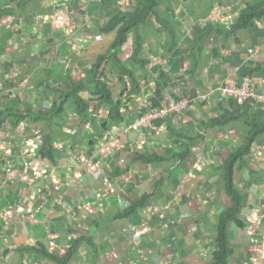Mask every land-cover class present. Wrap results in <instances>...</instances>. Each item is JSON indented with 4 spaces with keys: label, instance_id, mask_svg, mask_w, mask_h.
<instances>
[{
    "label": "crops",
    "instance_id": "0c3cea01",
    "mask_svg": "<svg viewBox=\"0 0 264 264\" xmlns=\"http://www.w3.org/2000/svg\"><path fill=\"white\" fill-rule=\"evenodd\" d=\"M158 1L155 13L133 25L125 41L113 46L123 20L120 15L135 12L147 0H0V264H52L29 248L44 247L63 255L77 237L82 243L71 264H133L134 253L140 251L145 264H166L168 259H159L166 251L149 249L158 239H176L180 255V246L193 250L205 233L194 223L197 209L189 201L191 191L174 208V216L180 219L175 225L156 224L169 214L159 199L174 195L167 183L170 177L177 183L182 179L180 184L185 180L183 171L191 169L187 158H195L196 164L204 159L212 172L219 173L228 151L243 143L246 130L241 121L225 126L210 123L227 107L221 87L237 75L238 68V75L251 77L257 94L263 96L249 106L264 117V17L233 29L241 9L256 0ZM107 25L113 27L105 33ZM96 33L102 39L95 40ZM249 47L257 48L260 55L246 62ZM107 53L129 70L122 74L108 59L100 64L119 103V122L111 121L109 107L99 96L89 94L85 95L90 102L85 121L69 101L45 119L25 117L27 110L47 113L56 97L53 89L67 90L72 80L89 77L95 61ZM244 68L251 70L249 75ZM183 96L190 99L181 114L154 121L149 129H126L147 109ZM255 142L264 152V133L255 139L252 151ZM43 147L54 160L40 154ZM184 150L189 153L180 163ZM208 151H223V156L213 161ZM155 154L169 160L145 163L139 159ZM251 160L237 166L234 180L243 189L242 218L250 205L249 214L261 231L264 187L258 192L255 188L264 183V169L255 160L252 166ZM153 171L157 175L151 176ZM251 172L256 174L253 182ZM154 183L158 185L152 187ZM201 183L198 176L193 190L209 210L217 213L229 205L224 188L228 201H217L213 194L217 182L209 184L208 190H199ZM244 183H249L246 193ZM142 193L152 194L149 206L156 207L150 215L148 207L144 215L140 209L126 210H132ZM156 210L160 216L153 214ZM215 222L216 218L210 228ZM142 224L146 233L156 229L154 240H141L137 233ZM229 228L234 249L233 229L245 227ZM260 235L259 240L248 241V248L256 247L255 254L242 264H264V232Z\"/></svg>",
    "mask_w": 264,
    "mask_h": 264
},
{
    "label": "trees",
    "instance_id": "16d2710c",
    "mask_svg": "<svg viewBox=\"0 0 264 264\" xmlns=\"http://www.w3.org/2000/svg\"><path fill=\"white\" fill-rule=\"evenodd\" d=\"M158 4V0H147L146 5L139 7L135 12H127L123 15H120L123 20L121 25L117 29V33L114 39L115 43L113 46L121 45L125 41L126 34L130 30V28L136 23L144 22L146 17L151 13L154 14ZM262 17H264V0H256L250 2L243 9H241L236 23L233 24L232 28L241 29L244 27H248L253 23L254 19H260ZM112 27L113 26L107 25L105 28H103V32L107 33L109 30H111ZM106 59L110 60V62L112 61L113 63H115L118 68L121 69L120 72L122 74L129 73L128 68H126L122 64V62H120V60L114 56V54L107 53L106 55H102L95 61L94 70L89 77L76 81L72 80L67 90H60V88L53 89L56 97L52 103L50 110H47V113H34L30 110H27L23 112L25 117L28 116L32 121L33 119H45L48 114L56 113L64 109V103L69 101L75 107V111L81 116V121H85L88 119L90 113V102L85 98V95L89 94L93 96H99V98L104 101V104L109 107V116L111 121L119 122L121 119V115L118 110L119 103L114 101L112 91L108 86L105 71H100L102 70L100 64L103 60ZM250 71L251 70H248L247 68L243 69L244 74L249 75ZM249 105L250 103L248 102L243 105H238L234 99L229 98L227 100V107H223L219 115L210 121V123L212 124H219L221 126H225L234 121H241L240 123L243 124V128L246 130V137L241 145L228 151L225 158L222 159L223 162L219 165V175H221L220 180L222 181L223 188L230 198V203L229 205H223L221 209L216 213V222L211 234V257L208 260V264H230V256L233 253V249L230 243L231 230L229 227H245L241 210L243 206L244 195L242 194L243 189L236 185L234 180L236 169L239 164H248L251 155L250 153L252 152V144L257 137H260L264 133V117L256 113L254 109ZM9 110L10 109L7 108L5 112L7 113ZM1 112L3 111H0V113ZM18 113L19 112H17V114ZM47 139L49 140L48 137ZM44 149L45 147L40 150V154L45 158L54 160L52 152H50L52 154L50 155L48 150L45 151ZM188 153L189 150H184L179 154L180 163L185 159V156ZM139 159L140 161H143L145 163H151V161L163 162L169 160L156 154L151 156L148 155L145 157L143 156L142 158L139 157ZM128 169L129 167L126 170ZM126 170H121L120 173H123ZM254 175L255 174L251 172L250 182H253L255 180ZM180 181L181 180H179L178 183ZM248 184L249 183H244V186L242 188L248 190ZM157 185L158 183H154L152 187H156ZM154 191L155 190L151 191V193H153ZM151 193H142L137 202L133 204L132 210H126L133 211L134 209L143 210L144 208H146L145 203L147 200H149V197L152 195ZM129 211H127V213H129ZM73 242L74 243L72 244V247L63 255H55L54 253L49 252L44 247H30L29 249H31L32 251L34 250L33 252L40 253L41 257L52 261V264H71L70 262L72 261V259L77 256L78 245L82 243V238L77 237ZM181 243H183L182 240L179 244L181 245ZM180 248V252L182 251L183 253H180L179 259L181 261L179 260L178 262L182 263V257H184L189 251L185 250L181 246Z\"/></svg>",
    "mask_w": 264,
    "mask_h": 264
},
{
    "label": "rangeland",
    "instance_id": "374dc122",
    "mask_svg": "<svg viewBox=\"0 0 264 264\" xmlns=\"http://www.w3.org/2000/svg\"><path fill=\"white\" fill-rule=\"evenodd\" d=\"M255 143L256 144L253 146V151L250 155V159H254L257 163H259V165H258L259 168L264 169V152H263L261 146L259 145L260 143H258V142H255ZM225 147H227V146H225ZM205 153L211 154L213 161L221 159V158H218V155H220L221 157L223 156L220 152L208 151ZM262 154H263V156H262ZM255 157H256V159H255ZM187 160L189 162L188 167H190L191 169L186 174L183 171L184 176H186L185 180H183V182L180 184V183H177L176 181L172 182V180L174 178L170 177L169 180L167 181V183L169 184V187L174 188L173 189L174 195L169 197L166 194H164L162 196V199H159V200L164 201V203L161 204V202H160V204L163 205L164 207L165 206L167 207L166 210L169 214L166 216V218L162 217L165 222L161 220V221H158L156 224L157 225L158 224H162V225L165 224L166 227H167V223H171V225H175V222L177 220H180V219L177 216H174V213H175L174 208H176L177 207L176 205L179 204L181 196H185V195H187L188 192L191 191L189 201L192 204L194 203L195 204L194 207L197 209L193 213L194 214L193 220L195 219L194 220L195 224L197 223V224H199L200 227L204 228L205 233L203 234V236H201V238L197 242L198 244L194 246L193 250L187 246H185V248L182 246L185 250H187V249H188V251L190 250V253H188L184 257H182V261H183L182 263L178 262L180 260L179 259L180 255H179V250H178L176 243H175L176 239L175 240L167 239L166 241H163V242H161V240L158 239L159 241L155 242V244H154L155 246H153L152 248H149V249H151L152 253H154V252L155 253H157V252L164 253L166 251V253H165L166 256L162 255L159 257V259L161 261L162 260L165 261L168 259V262L166 264H173V262H174V264H208V262H209L208 260L211 257V249H212L211 234L213 232L214 226L212 228H210V226L213 224V220L216 218V216H215L216 210H213V211L211 209L209 210L206 207L207 204L205 203V200H203L200 196L197 195L196 190H193V187L195 186V185H193L194 180L198 176H200L203 179L204 183H201V187H203V189H199V190H206V189L208 190L209 184L214 183V181H215V183L217 182L216 184H219V186H216V184H215L214 188H216V193H213L214 195H216L217 201H219V200L221 202L228 201V197L223 192V188H222V185L220 182L221 180L219 177V173L217 171L212 172L211 166L207 165L206 161L204 159H201V161L203 160L204 162H199L198 164H196L195 158H192V159L187 158ZM208 160H210V159H208ZM254 160H251L252 166H254V164H253ZM169 165H170V162H169ZM183 167H185V165H183ZM184 169H186V168H184ZM239 169H241V168H239ZM180 171H181V169H180ZM151 174H152L151 176H153V175L155 176V175H157V172L153 171V172H151ZM159 174H161V173H159ZM239 174H241V173H238L237 176H239ZM242 175H243V172H242ZM254 176H256V174ZM173 177H175V176H173ZM183 185H187V187H184ZM106 187H107V185H106ZM262 187H264V183L260 184L259 186L256 185L255 189L258 192V190H260V188H262ZM148 190H150V189H148ZM193 191L195 194L193 193ZM246 191L247 190H245V193H246ZM214 195L212 198H214ZM195 196H197V197H195ZM150 202H151V200H147L145 203V207H149V209H148L149 215L152 213L153 208L156 207L154 205L149 206ZM198 206H200V208H204V209H202L201 212H199L200 209H198ZM249 207L250 208L247 207L245 210L246 212L243 213V218H244V220H246L245 223L247 224L244 228L245 230L244 229L243 230L233 229L236 232V237L233 239V242H232L234 244V249H233V254L230 256V264H240V263L242 264L243 259L245 257L248 258L251 255L255 254L254 251H255L256 247L255 248L254 247L248 248L247 243H249L248 241H250V240L252 242L259 240L256 237L261 238L262 236L260 234L264 232V224H262V230L259 231L260 227L258 228L257 220H253V218H251L252 213L249 214V212L251 211V206L249 205ZM139 212H140V215H142V214L144 215L145 212H147V210H140ZM153 214L156 217L160 216V214L157 212V210L154 211ZM181 221H183V220H181ZM149 222H150V220L148 221V223ZM182 223L184 225H186V227H187V224H185V222H182ZM148 226L150 227V224H148ZM145 227H146V224H142L138 227L139 232L137 234H139V236H141V240L145 239L146 237L152 238L154 240L155 238L152 237L153 236L152 232L155 231L156 229H154L151 232L146 233L147 229ZM254 229L257 230L258 234L255 233ZM253 234H255V236ZM109 240H110V242L112 241V239H109ZM251 241H250V243H252ZM152 244H153V242H152ZM242 247H244V249H242ZM245 251H246V254L244 255ZM180 253H183V252L181 251ZM134 254L137 257V259H136V261H133V264H145V262L143 261V259H144L143 258L144 257L143 252L140 251L139 254H136V253H134ZM167 254H168V256H167ZM105 256H106V258L109 257L107 255H105ZM158 256L159 255H157V257ZM172 259H174V260H172ZM109 263L110 262H107V264H109ZM72 264H80V263L74 262ZM160 264H165V263L160 262Z\"/></svg>",
    "mask_w": 264,
    "mask_h": 264
},
{
    "label": "built area",
    "instance_id": "2783aa9c",
    "mask_svg": "<svg viewBox=\"0 0 264 264\" xmlns=\"http://www.w3.org/2000/svg\"><path fill=\"white\" fill-rule=\"evenodd\" d=\"M95 40L102 39L101 33L94 34ZM260 51L257 48L249 47L247 49L244 61H253ZM240 69L238 68L236 76L229 78L221 87V94L226 98H232L238 105H243L246 102L258 101L263 96L257 94L252 85L251 77L247 75H238ZM189 97H181L179 99L169 98L167 103L161 107H151L137 116L134 121L127 126L126 129L138 131L140 129H149L152 127L154 121L161 120L167 116L174 114H181L189 106Z\"/></svg>",
    "mask_w": 264,
    "mask_h": 264
}]
</instances>
